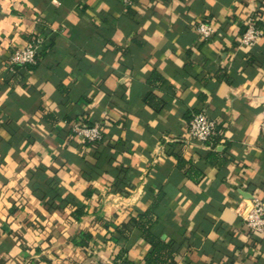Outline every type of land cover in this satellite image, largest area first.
Segmentation results:
<instances>
[{"label": "crops", "instance_id": "crops-1", "mask_svg": "<svg viewBox=\"0 0 264 264\" xmlns=\"http://www.w3.org/2000/svg\"><path fill=\"white\" fill-rule=\"evenodd\" d=\"M262 11L264 0H0V264H115L120 249L146 264L141 232H118L160 191L151 232L174 250L169 264H264V232L236 211L264 200V36L239 42ZM34 31L50 41L38 62L6 68ZM199 110L216 123L211 144L188 137ZM72 121L100 122L103 139L71 134Z\"/></svg>", "mask_w": 264, "mask_h": 264}, {"label": "built area", "instance_id": "built-area-1", "mask_svg": "<svg viewBox=\"0 0 264 264\" xmlns=\"http://www.w3.org/2000/svg\"><path fill=\"white\" fill-rule=\"evenodd\" d=\"M124 4H130L131 0H122ZM258 20H264V11L252 17L246 24L240 36V44L252 47L264 36V27ZM198 36L206 40L214 33V29L206 21H200L195 25ZM46 40L38 31H34L21 47L13 48L6 60L5 66L13 70L16 66L35 65ZM261 125L264 126V111L261 113ZM100 122L85 124L79 121L69 123L71 134L79 135L86 142H96L102 137V127ZM187 134L189 138L211 144L217 135V126L214 119L210 118L204 111H194L190 114L187 123ZM211 141V142H210ZM241 216L245 231L250 233L264 232V200L258 197H251L250 206L242 209L241 205L236 208Z\"/></svg>", "mask_w": 264, "mask_h": 264}, {"label": "trees", "instance_id": "trees-1", "mask_svg": "<svg viewBox=\"0 0 264 264\" xmlns=\"http://www.w3.org/2000/svg\"><path fill=\"white\" fill-rule=\"evenodd\" d=\"M261 24H262L261 26L264 27V23H261ZM47 42H48V44L50 43V41H46V43ZM44 51H45V45L43 46L40 55H42V53ZM40 55H39V57H40ZM37 62H38V60H37ZM30 66H33V65H30ZM16 67H18V66H16ZM149 98H151V95L149 93L145 94L143 97V99H145V100H147ZM102 139H103V133H102V137L100 140H98L96 142H89V143L97 144ZM214 139H215V137L213 138V140ZM175 157L177 160V162H176L177 168L182 169L184 172H187L188 168H189V170H191V168H192L191 164H189V165H187V167H185L186 162L183 159H181L179 156H175ZM161 197H162V192L160 191L159 195L157 196V199H160ZM157 199H156V201H154L151 204V206L148 210L144 211L143 213L138 214L137 217H129L127 220V222H129V223L123 222L122 228L119 230L118 233L121 236H123L124 230H126V226L128 224H130L131 226H134L135 228H137L141 232L143 239L149 245V249L147 250V252L145 253V256H144V260H145L146 264H169V263H172V261H173L174 250L172 249L171 245L166 243L163 239H161L160 236L155 235L151 232V227L156 221V218H155L154 213H153V209H154V206L156 205V203L158 201ZM81 213H82L81 207H77L75 209V212L73 213V216L75 218H78ZM119 255H120V258L118 259V261L115 264H135L131 259H129L127 257L124 249H120Z\"/></svg>", "mask_w": 264, "mask_h": 264}]
</instances>
